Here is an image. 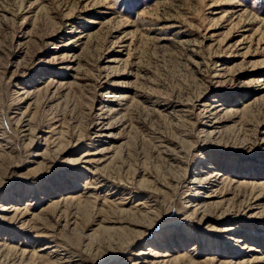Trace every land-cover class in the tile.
Returning a JSON list of instances; mask_svg holds the SVG:
<instances>
[{
  "label": "rangeland",
  "instance_id": "rangeland-1",
  "mask_svg": "<svg viewBox=\"0 0 264 264\" xmlns=\"http://www.w3.org/2000/svg\"><path fill=\"white\" fill-rule=\"evenodd\" d=\"M262 182L264 0H0V264H264Z\"/></svg>",
  "mask_w": 264,
  "mask_h": 264
},
{
  "label": "bare ground",
  "instance_id": "bare-ground-1",
  "mask_svg": "<svg viewBox=\"0 0 264 264\" xmlns=\"http://www.w3.org/2000/svg\"><path fill=\"white\" fill-rule=\"evenodd\" d=\"M185 140V139H184ZM182 144L184 145V146H186V147H184V148H186L187 149V151H190L191 150V146H189L188 144V142L185 140L184 142H182ZM174 149V148H173ZM175 151V150H174ZM146 174V173H145ZM182 174H184V173H182ZM144 176V175H143ZM145 176H147V175H145ZM184 177H186V171H185V174H184ZM167 180V179H166ZM166 180H165V184H163L164 186H166V187H168L169 185H171V183H168V182H166ZM202 181H204V179H202V178H199V179H197V182H202ZM161 183V182H160ZM159 183V181H152V180H150L149 178H148V176L145 178L144 177V179L142 180V183H141V186H143V187H148V188H150V189H155V190H158L157 188H154V187H151V185L152 184H160ZM164 183V182H163ZM162 184V183H161ZM169 184V185H168ZM258 186H260L263 190H264V182H262V183H258ZM190 203H192L193 204V206H194V209H193V211H192V214H196V215H198L199 214V216H197V217H199V220L200 221H202V220H204L205 218L206 219H209V216H210V214H211V208L210 207H208V208H206V209H204V211L202 212V213H199V209H198V207L199 208H205V206H204V204L202 203V202H200V200L199 199H192L191 201H190ZM205 205H206V202H205ZM207 206V205H206ZM115 208V207H114ZM117 208H119V211H120V213H126V214H128V213H130L131 215H132V217H136L137 215V217L139 218V217H141V215L143 216V218H146V219H148V218H150V213H148V212H146V211H144V210H142V209H138V210H135V209H125V208H123V207H121L119 204L117 205ZM116 208V209H117ZM14 211H15V216H18L19 214L21 215V214H23V213H21V210H20V208H16V209H14ZM141 214H140V213ZM223 214L225 213L226 214V211H224V212H222ZM152 214V213H151ZM124 217V216H123ZM131 217V218H132ZM137 218V220L136 219H133V220H131V221H129V222H127V224H126V226H123L122 225V223H121V221L120 222H118L117 224H104V225H100V229H101V231H104L103 233H106V232H115V233H120V231H122L123 233H127V234H129V236H131L130 238H129V240H131L133 243L134 242H136L139 238H141V237H144L146 234H148V232L149 231H146L148 228H147V226L146 225H144L143 223H141L140 221H139V219ZM108 220V219H107ZM105 221V220H104ZM102 223V222H101ZM125 224V223H124ZM154 225V223H151V225ZM78 225V224H77ZM152 225V226H153ZM151 226V227H152ZM65 227H67V226H65ZM67 229V228H66ZM100 229L98 230V231H100ZM82 233V232H81ZM97 233V232H96ZM95 233V234H96ZM109 233H107V234H109ZM98 234V233H97ZM100 234V233H99ZM84 236V235H83ZM68 238V237H67ZM93 238V237H92ZM97 239V238H96ZM101 239V237H99V239H98V241ZM92 240V239H91ZM94 240H95V235H94ZM101 241H102V239H101ZM101 241H99V242H101ZM78 242H79V240H78ZM100 249V248H99ZM185 258V257H184ZM62 259V258H61ZM176 259H178V258H176ZM181 258H179V260H180ZM234 262H233V259H232V257L231 258H229V260H225V261H222V264H233ZM49 264H65V263H60L59 262V260H56V261H50L49 262ZM236 264H244V261H241V262H236Z\"/></svg>",
  "mask_w": 264,
  "mask_h": 264
}]
</instances>
